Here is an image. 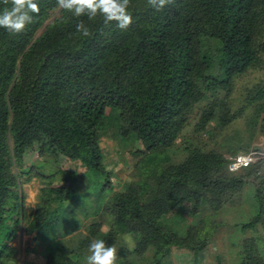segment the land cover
<instances>
[{
	"label": "trees",
	"instance_id": "16d2710c",
	"mask_svg": "<svg viewBox=\"0 0 264 264\" xmlns=\"http://www.w3.org/2000/svg\"><path fill=\"white\" fill-rule=\"evenodd\" d=\"M36 2L39 13L23 32L0 27V264H7L21 219L16 188L28 170L12 168L20 167L25 147L35 144L39 157L54 165L67 158L96 172L91 213L102 209L107 176L97 139L106 109L117 112L119 134H132L139 144L141 180L128 182L125 192L112 197L111 208H105L111 224L91 221L74 249L59 244L43 264H76L73 255L100 233L108 246L121 234L133 235L131 251L143 255L151 248V264L167 257L171 247L202 251L206 230L179 236L161 216L175 207L184 215L199 205L220 208L230 194L251 185L252 215L234 227L243 232L260 223L264 231V160L229 172L226 156L212 149L189 148L176 164L160 155L173 144L192 107L205 103L198 108L201 129L212 119L224 127L238 115L217 95H227L232 78L253 64L256 46L264 50V0H171L159 12L147 0H130L132 23L123 31L115 22L106 26L100 16L77 18L62 8L45 22L57 0ZM5 7L0 0V11ZM80 21L90 36L76 32ZM263 89L256 91L257 98ZM71 168L70 178L63 177L66 185L42 190L26 232L36 230L44 240L56 232L57 219L71 223L70 230L78 227L72 220L76 208L65 204L76 194L71 187L76 169ZM237 251L236 264H264V253L251 240Z\"/></svg>",
	"mask_w": 264,
	"mask_h": 264
},
{
	"label": "rangeland",
	"instance_id": "374dc122",
	"mask_svg": "<svg viewBox=\"0 0 264 264\" xmlns=\"http://www.w3.org/2000/svg\"><path fill=\"white\" fill-rule=\"evenodd\" d=\"M59 9V6L49 8L44 16L45 22L57 16ZM255 50L256 60L245 72L232 78L230 92L227 95H217L218 99L224 100L228 108L231 111H237L238 115L224 127L220 126L219 119H212L201 129L197 122L201 116L202 109L198 108L203 107L205 103L192 107L186 113L185 125L180 133L177 134L173 144L160 152L161 156L167 154V161L169 163H180L186 156V150L192 147H198L204 151L212 149L223 157L230 154L245 153L258 145H262L264 149V132L262 131L264 123V95L261 98L255 96L256 91L264 88V50H259V46H256ZM105 114V124L103 128L98 130L99 137L97 139L102 157L101 164L107 176V183L104 186L101 199V210H104L102 212L106 213L103 216H100L101 212L94 216V218L91 216L84 217L83 215L84 210L95 209L96 207L94 199L97 189H94V187L97 183L96 177L99 175L93 170H86L79 163L72 165V162L67 158H63L58 162L59 164L54 165L47 157H39L38 148L35 144L25 147L20 167L15 166V168H12L15 171L21 169L28 170L27 173L22 174V181L18 188H16L21 201L20 208L18 207V202H15V207L17 210L19 209V218H21L18 225V233L20 234L16 240L25 245V254H31V252L36 254L34 259L39 264L44 262L49 249L56 248L59 244H65L73 248L77 244V241L81 240L82 236L86 234V227L91 221L111 224L113 217L106 209L109 210L111 208L112 197L125 192L124 187L128 182L133 185L141 180L139 173L142 169V156L138 153L140 147L137 140L132 134L127 137L119 134L120 121L117 112L106 109ZM72 166L76 170L73 174L75 181L71 187L75 188L76 194L71 196L65 204L70 208H76L74 210L76 213L72 214L74 218L72 220L73 222H77V218H79L80 227L70 230L71 226L69 227L68 224L62 223L59 221L60 219H57L52 225L56 227L55 231L59 230L58 232L39 243H36L34 238L31 237L33 235L32 232L29 234V237L27 236L28 241L26 244L23 241V239H26L24 234H28L25 231V226L33 217L32 214L34 213L36 204L40 202L42 190L46 187L66 185L63 177L69 176L70 178L69 171L72 169ZM62 170L64 171L62 172ZM243 173L244 171H241L239 174ZM251 187L253 188V185L248 189L245 187L244 190L238 193L230 194L227 201L217 209L209 205H199L188 215H184L178 207L179 213L175 215L177 216L175 218H179V222L174 220V218L172 220L173 223H171L172 226H169L179 236H185L187 230L195 231V228L199 229L200 233L206 230L204 237L207 239L206 245L199 252L179 248V252H181L179 264H190L183 261L182 258H184L185 254L187 258L189 255H192L193 262L191 264H236L239 261L237 248L245 240H251L258 246L259 251L262 254L264 253V231L260 223L255 228H247L243 232H239L234 227V224L244 223L252 215L253 210H251L247 199L251 192ZM193 205L194 201L189 200V206L192 207ZM166 215L164 214L161 217L162 223V218ZM226 226H231L232 229L227 231ZM77 229L79 230L76 231ZM103 234L100 233L94 236L91 242L94 239H102ZM200 236L202 237V235ZM35 239L38 240L39 238L36 237ZM46 241L47 243H45ZM134 243V236L131 234H121L118 236L117 241L114 243L117 249L116 264H124L125 262H129L130 264L153 263L151 261L153 250L148 248L143 255H136L131 251ZM88 246L83 247L73 255L76 264H86V257L89 254ZM17 252L15 251V254ZM169 253L170 251L167 256H169ZM166 258L158 259L157 262L165 261ZM15 260L13 258V262Z\"/></svg>",
	"mask_w": 264,
	"mask_h": 264
},
{
	"label": "clouds",
	"instance_id": "9594fccd",
	"mask_svg": "<svg viewBox=\"0 0 264 264\" xmlns=\"http://www.w3.org/2000/svg\"><path fill=\"white\" fill-rule=\"evenodd\" d=\"M170 2L147 0V4L157 12ZM2 3L6 7L0 11V27L13 34L23 32L27 25L33 23L34 15L39 13L36 0H2ZM57 4L77 18L87 16L89 20H94L100 16L106 26L115 22L122 31L127 30L132 23V16L128 12L130 0H57ZM75 28L77 33L85 37L91 34L83 21L78 22ZM88 253L86 264H116L115 245L108 246L103 239H94L88 246Z\"/></svg>",
	"mask_w": 264,
	"mask_h": 264
},
{
	"label": "crops",
	"instance_id": "0c3cea01",
	"mask_svg": "<svg viewBox=\"0 0 264 264\" xmlns=\"http://www.w3.org/2000/svg\"><path fill=\"white\" fill-rule=\"evenodd\" d=\"M93 209V208H92ZM92 209H90V210H84L83 211V215H84V217H88V216H91L92 218H94V216H96V215H98V213H100L101 212V214H100V216H103L104 214H106L105 212H102V211H104V210H100V211H98V212H96V213H94V214H92L91 213V211H92ZM179 208L178 207H175V208H173L170 212H168L167 213V215L164 217V218H162L163 219V223L164 224H168V225H171V223H173L172 222V220L175 218V217H177V216H175L177 213H179V210H178ZM74 213H76V212H74ZM99 217V216H98ZM162 217V216H161ZM76 218H77V216H76ZM170 218V219H169ZM77 220L79 221V225H78V228L80 227V220H79V218H77ZM174 220H176V221H178L179 222V218H175ZM78 221L77 222H73L74 224H78ZM101 221V220H100ZM27 225L28 224H26V226H25V228L27 227ZM70 225H71V223L70 224H68V226L70 227ZM172 226V225H171ZM19 229V228H18ZM18 229H17V231H16V233H15V236H14V239H13V243H12V248H11V250H10V252H9V258H8V261H7V263L9 262V264H11V263H14V264H39V262H37L36 261V259H34V257H35V253H33V252H31V254H25V250H26V248H25V245H23V243L22 242H18L17 240H16V238H17V236L19 237V234L20 233H18ZM79 229H77L76 231H78ZM59 231V230H58ZM58 231H56V232H58ZM33 232V235H31V237L32 238H34V241L36 242V243H39V242H41L42 241V239H38V240H36L35 238H36V234H37V231L36 230H33L32 231ZM32 232H28V234H24V236H26V239H23V241L24 242H26V244H27V241H28V237L30 236L29 234H31ZM34 232H36V234H34ZM55 232V233H56ZM68 232H69V230H68ZM77 233V232H76ZM59 234V233H58ZM54 235V234H53ZM28 236V237H27ZM44 240H46V239H44ZM33 241V240H32ZM48 241V240H47ZM47 241L45 242V243H47ZM18 247H19V249H18ZM24 248H25V250H24ZM15 251H18L16 254H15ZM192 254V253H191ZM179 256H181V252H179V248H177V247H172L171 249H170V253H169V256H167V258L165 259V261H162V262H159V263H157V264H179ZM192 257V255L190 256H188V258L186 257V254L184 255V258H182L183 259V261L185 262H189L190 264H191V262H193V258H191ZM203 257V256H202ZM202 257H200V258H202ZM13 258L14 259H16L15 260V262H13ZM195 258H196V256H195ZM194 258V259H195ZM199 258V257H198ZM185 262V263H186ZM44 263V262H43ZM42 262H41V264H43Z\"/></svg>",
	"mask_w": 264,
	"mask_h": 264
},
{
	"label": "built area",
	"instance_id": "2783aa9c",
	"mask_svg": "<svg viewBox=\"0 0 264 264\" xmlns=\"http://www.w3.org/2000/svg\"><path fill=\"white\" fill-rule=\"evenodd\" d=\"M261 159L264 160V149L262 145H258L245 153L227 155L226 168L229 172H237Z\"/></svg>",
	"mask_w": 264,
	"mask_h": 264
}]
</instances>
